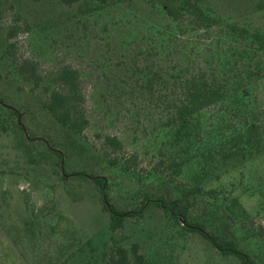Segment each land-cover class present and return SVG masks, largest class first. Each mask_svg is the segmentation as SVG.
I'll list each match as a JSON object with an SVG mask.
<instances>
[{
  "label": "rangeland",
  "instance_id": "1",
  "mask_svg": "<svg viewBox=\"0 0 264 264\" xmlns=\"http://www.w3.org/2000/svg\"><path fill=\"white\" fill-rule=\"evenodd\" d=\"M161 1L108 0L93 11L61 0H8L0 14V264H104L109 216L88 173L106 178L112 203L130 210L147 198L176 195L163 177L148 172L171 154L184 161L179 179L216 189L214 197L190 198V219L233 239L255 264H264L258 235V227L264 228V150L245 160L233 156L226 164L211 162L209 171L200 173L209 152L216 160L221 147H238L230 139L240 127L239 117L230 114L233 105L226 101L201 111L200 137L178 153L160 127L155 100L135 81L143 74L126 68L133 49L166 44L161 43L167 23ZM200 1L224 26L182 38L197 55L226 48L219 41L227 23L264 29V0ZM8 25L18 26L12 53L34 61L43 83L60 64L79 70L89 118L82 133L56 123L43 107L41 89L30 90L16 75L4 53ZM256 93L262 97L264 89ZM106 135L121 139L120 157L137 153L131 173L109 166ZM113 235L127 249L136 243L149 264L239 263L153 204L143 216L127 217Z\"/></svg>",
  "mask_w": 264,
  "mask_h": 264
},
{
  "label": "trees",
  "instance_id": "2",
  "mask_svg": "<svg viewBox=\"0 0 264 264\" xmlns=\"http://www.w3.org/2000/svg\"><path fill=\"white\" fill-rule=\"evenodd\" d=\"M61 0L65 5L79 3L87 10L104 8L108 0ZM8 0H0V14L6 8ZM161 13L167 23L161 31L160 46L143 50H132V75L141 72V81L145 93L155 100L159 108L160 127L171 141V149L187 152L192 143L200 137L202 128L198 115L201 111L223 102H230L231 116L239 117L238 132L230 139L238 147L217 151V159L209 160L200 168L203 175L208 172L211 162L226 164L233 156L246 159L251 154L264 150V95L258 97L255 92L264 89V29L240 26L235 22L227 23L223 32V49L215 54L197 55L195 48L189 49L182 39L188 34L200 31L209 33L214 27H222L219 17L207 11L200 0H163L160 2ZM17 25L5 28L4 53L10 58L15 73L29 84L30 90L40 88L43 107L53 120L74 134L82 133L89 124L84 107L85 94L80 83L79 70L70 64H60L47 81L38 72L37 65L29 59L17 58L12 53L11 39L17 31ZM167 38V39H166ZM153 53L156 57L154 59ZM143 64V67H142ZM145 68V69H144ZM1 78V74H0ZM233 112V113H232ZM105 154L109 166L131 173L137 164V153L120 157L124 146L116 135L103 138ZM54 152L61 158V153ZM184 161L172 154L155 161L149 173L164 178L171 184L174 197L147 198L139 206L126 210L119 209L112 203L106 178L88 173L101 194L102 209L108 213V231L110 243L103 253L104 264H149L136 243L127 249L121 241L114 238V233L123 228L127 217L143 216L144 209L153 204L162 212L179 222H183L189 231L199 233L218 252L235 256L238 264H255L252 254L240 249L231 238L210 231L199 221L190 219V198L197 194L216 196L215 188H206L202 183L190 184L179 179ZM65 171V170H64ZM84 176V171L72 174ZM67 175V173H64ZM65 176V175H64ZM258 235L264 243V228L258 227Z\"/></svg>",
  "mask_w": 264,
  "mask_h": 264
}]
</instances>
